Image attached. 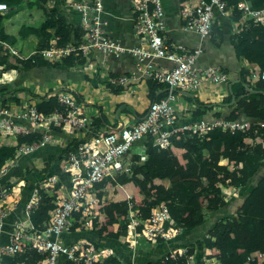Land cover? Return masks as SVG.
I'll return each instance as SVG.
<instances>
[{
  "label": "built area",
  "instance_id": "obj_1",
  "mask_svg": "<svg viewBox=\"0 0 264 264\" xmlns=\"http://www.w3.org/2000/svg\"><path fill=\"white\" fill-rule=\"evenodd\" d=\"M129 2L133 14V31L142 41L138 46H125L118 38L111 36L106 29L107 21L102 15V0H65L64 4L75 9L80 16L73 31L74 39L62 46L50 45L39 54L58 59L71 51L86 54L92 49H97L104 55L113 57L128 52L135 58L136 69L130 76L121 75L117 82L124 84L127 80L135 78V72H138L164 84L166 94L150 100L145 113L136 120L122 122L100 132L93 131L92 120L80 109L77 100L68 93L57 94L58 102L64 105V113L53 112L44 115L34 104L18 108L0 104L1 133L25 134L30 131L26 123L45 129L55 123L67 132H81L82 135L69 145L60 164L61 176L50 174L35 183L37 186L33 187L24 203L23 218L11 223L7 241L0 243V253L13 255L22 253L27 248H34L38 252H46L42 264H60L59 256L73 264H94L109 254H115L110 248L96 246L94 242L85 239L66 242L62 237L71 231L75 221L78 223L76 228L92 226L102 202L95 190L96 183L105 177L114 179L116 174L128 172L133 154L139 155V162L143 161L146 158L145 142L149 136L155 146L166 148L171 146V136L178 137L185 131L202 137L213 127L234 131L244 130L249 126V121L240 119L230 120L214 116L183 117L176 104V91H193L204 83L219 84L229 79L228 73L219 65L199 67L196 64L203 50L202 41L209 35L215 14L227 15L226 0H181L178 12L182 28L195 32L199 37L197 46L181 51L173 50L172 45L168 47L164 44L166 15L161 0ZM236 8L240 21L252 20L264 24V6L254 7L244 0H239ZM6 9V4L0 2V11ZM7 48L13 55L24 58L15 48L9 45ZM161 60L170 64H163ZM5 75L6 71L0 68V80H3ZM252 76L264 79V72L255 70ZM258 123L264 125V121ZM48 140V133L43 131L39 139L19 144L14 157L0 168V176L5 175L8 167L15 166L21 156L38 150ZM133 145L141 147L135 149ZM58 181L60 184L56 186ZM233 188L232 195L238 196L237 187ZM39 189L54 194V205L49 211L44 227L40 229L35 228L29 219L30 212L41 198ZM128 204L130 205V202ZM74 213H78L77 218ZM7 215L8 210L0 204V233L4 231ZM129 220L126 225L127 241L134 252L154 247L158 239L173 240L183 232V228L176 225L163 202L152 206L145 219L141 220L138 213L136 218ZM138 224H141L140 229L136 228ZM188 247H171L162 254V258L176 260L182 257L184 262L181 264H195L197 258L193 252H188ZM253 260H264V251L247 256V261Z\"/></svg>",
  "mask_w": 264,
  "mask_h": 264
},
{
  "label": "trees",
  "instance_id": "obj_2",
  "mask_svg": "<svg viewBox=\"0 0 264 264\" xmlns=\"http://www.w3.org/2000/svg\"><path fill=\"white\" fill-rule=\"evenodd\" d=\"M47 0H0L7 6L6 10L0 11V42L15 45L24 58L16 56L17 61L25 66L35 65L36 53L50 46L51 39L55 45H65L75 29L74 24L68 21L58 10L46 11L42 4ZM226 9H230L233 14L237 13V0H226ZM41 7L43 20L37 25L20 24L13 31L6 28L4 22L16 11L23 7ZM73 9V8H72ZM75 10V9H74ZM76 11V10H75ZM32 35L34 40H28ZM208 37L210 41H216L221 36L218 35V28L212 23ZM229 42L233 47L234 54L240 67L236 75H232L224 82L228 94L222 99L229 102L234 95V102L224 104L227 108L226 115L221 111L214 112V117H224L226 119H247L249 126L244 130L230 131L221 127H213L205 135L199 137L198 134L190 131L182 132L178 137L171 136V146L158 148L152 143L149 136L145 142L146 158L139 162V155H132V163L128 172L118 173L116 180L105 177L96 183V187L101 188L105 183L124 184L132 182L137 186L141 194V203L132 205L139 211L141 220L145 219L150 212V208L155 204L163 202L177 226L183 230L191 229L204 220V214L216 211L222 206L232 207V211L223 215L217 224L212 225L209 234L207 232L199 235L195 240H185L188 252L192 251L194 241H199L202 247H214L215 261L211 264H264V260L247 261V256L257 251H264V236L260 232L259 219L264 218V79L252 76L250 62L253 61L258 71L264 72V25L247 20L243 26L229 37ZM34 51L30 53V49ZM245 47H251L252 53H244ZM85 56L81 53L70 52L63 57L65 64L71 66L74 63H83ZM1 68H8L9 65L0 60ZM223 71H227L220 66ZM238 79L232 81L233 79ZM157 81L147 79L148 95L151 99H158L166 94V87ZM20 91L29 92L26 87H0V104L9 106L11 102L20 100L17 93ZM48 96H37L34 105L38 111L44 115L53 112H65L64 105L57 100V93L50 89ZM195 101H197L195 99ZM198 106L204 103L198 102ZM213 107V106H212ZM196 107L192 115H198ZM212 116V117H213ZM97 117L93 125H101V119ZM190 118H193L191 116ZM98 123V124H97ZM92 125V122H91ZM92 127V126H91ZM51 131L62 132L59 125H51ZM95 128V129H96ZM42 135V129L36 128L25 134H14L13 141L2 142L0 132V168L7 160L14 157L16 147L21 143H30L37 140ZM173 147H182V161L173 152ZM67 151L64 149V154ZM221 159H226L227 164L219 163ZM262 167L263 172L256 180L255 184L246 193L243 188L248 179ZM168 180L164 185L162 180ZM224 183L231 187H237L240 197L225 199L223 193L218 190V184ZM41 198L37 206L30 212L29 219L35 228L44 227V223L49 217V211L53 207L54 194L44 189H39ZM102 193L98 190V196ZM171 196L165 199V194ZM123 207L128 210V202H124ZM230 208V207H229ZM78 217V213H74ZM127 219L120 222V230H107L102 226L95 230L96 235H104L112 238L119 237L125 232ZM78 223L75 221L71 227L74 229ZM93 225H96L94 220ZM141 224L137 225L140 229ZM229 233V236L226 235ZM183 234V232L181 233ZM180 235V234H179ZM178 235V236H179ZM178 236L173 240H178ZM178 238V239H177ZM188 238V237H187ZM161 241V239H158ZM182 240V239H181ZM163 241V240H162ZM176 246V245H175ZM46 257V252H38L34 248H27L22 253L13 255L0 253V264H42ZM181 264L182 257L174 259H164L159 256L147 261L145 264ZM198 260L195 264H199ZM60 264H73L69 260H63ZM94 264H127L121 262L116 256H107Z\"/></svg>",
  "mask_w": 264,
  "mask_h": 264
},
{
  "label": "crops",
  "instance_id": "obj_3",
  "mask_svg": "<svg viewBox=\"0 0 264 264\" xmlns=\"http://www.w3.org/2000/svg\"><path fill=\"white\" fill-rule=\"evenodd\" d=\"M64 1L65 0H47L42 4V6L48 12L51 10H58V12L62 14L68 21L74 24L76 28L79 23L80 16L77 11L65 5ZM244 1L254 7L264 6V0ZM180 2L181 0H161L166 15V30L163 32L165 37L164 44L168 47H171L172 45V49L176 51L193 48L199 43V37L195 32L182 28V20L180 19L178 12ZM102 3V15L107 21L106 29L109 31L111 36L118 38V40L125 46H138L140 43H142L139 36L136 35L133 31V14L131 12L129 0H102ZM26 8L28 10H39L40 12L37 13L38 18H40L39 23L43 20L44 15L41 7H38L40 9L29 7ZM236 10L237 13L233 14L230 9H226V16L220 15L219 13L215 14L213 23H215V26H217L218 35L221 37L217 38L216 40L219 41V43L210 41V38L208 36L202 41L203 50L196 61V64L199 67L219 65L227 69L229 77L237 74V71L240 67V61L237 60L234 54L233 47L229 42V37L231 34L239 31V29L247 20L240 21L238 18L239 11L237 8ZM26 14L30 15L29 19L32 18L31 16H36L35 11H28V13ZM8 19L4 22V24L10 31H13V29L20 25H11V23L8 24ZM254 23L264 25L261 22ZM21 24L37 25L30 22ZM27 39L34 40V37L30 35L27 37ZM72 39H74L73 32L68 42H71ZM7 45L15 48L18 51V48L15 45L1 42L0 60L7 63L9 67L2 68V70L6 71V75L4 76L3 80H0V87H26L30 90L29 92H18L17 96H19L20 100L17 101V103L15 101L11 102V107L18 108L26 104H34L37 96L50 95V89H52L53 92H56L57 94L68 93L72 95L75 100H77L80 109L92 120L91 126L93 131L100 132L119 125L122 122H132L136 120L138 117L142 116L145 113L149 101L152 100L148 95L147 79L149 78H147L145 75L135 72V78L127 80L124 84H120L117 82V78H119L121 75L130 76L131 72L136 69L135 58L128 52H124L117 57H113L110 55H104L97 49H92L88 53L82 54L85 56V60L83 63H74L71 66L65 64L63 61V57H65L69 53L61 56L58 59H52L36 53L35 65L32 67H28L17 61L16 56L9 51ZM50 45H55L54 39H51ZM33 51L34 47H32L29 52L32 53ZM242 52L252 53L253 49L251 47H245ZM75 54H77V52H75ZM22 55L24 56L26 54ZM39 58L43 59L40 60ZM160 62L166 65L170 64L165 60H161ZM250 66L252 72L258 70L255 62L251 61ZM204 85L213 86H202V89L200 88L194 90L195 92L183 90L176 91V104L177 107L181 109V115L183 117L190 118L191 116H193V118H208L213 116L214 112L217 110L223 112V115H226L228 110L227 108H225L224 104L214 105L213 107L208 106V104L216 101L223 102L222 99L228 94L226 85L224 83L220 84L223 87L215 86L218 84L214 83H207ZM57 86H59V88H57ZM156 86L160 87L161 85L160 83H157ZM100 87H104L103 91H108L105 92V94L112 101L111 104L104 103L103 101H92V98L89 97L90 89H96L99 91ZM92 93L93 95L95 94V92ZM136 98L138 99V101L136 100ZM195 99L198 102L204 103V105L198 106V103L197 101H195ZM113 107H115L114 119L110 118V111H112ZM196 107H199V113L197 116H194L192 115V111L196 109ZM101 115H103L104 118L101 119V125L97 126L96 128L93 125V122L97 117H101ZM52 124H50V126L45 129L42 126H33L30 123H26L30 130L41 128L42 132L46 131L49 135V140L43 147L38 149L40 151L43 148V151L41 150L39 152L38 150H35L31 153L32 155L28 154L25 156H21L16 166L0 178V204H2L8 210L4 231L0 233V243H4L7 241V235L10 230L11 223L19 218H23L24 203L29 197L33 187L37 186L35 185V183L39 179L46 178L50 174H57L60 177V164L66 156V153L64 154V149H66V147L68 149L69 145L73 143L74 140L82 136L81 132H67L63 130L59 124L55 123L53 125H59L62 132H53L50 128ZM5 135L7 134L2 133V142L9 143L13 141V137L12 139L5 141ZM47 144H49V146H47ZM59 144L61 146V149L56 151L55 148ZM172 149L174 152V149H179V147H173ZM35 152L39 153L33 154ZM61 157L63 158L61 161H59ZM219 163L227 164V160L221 159ZM19 166L21 167V170H19V172H16L19 169ZM115 178L113 180H116ZM59 181L56 183V186L60 184ZM108 184L112 183L107 182L101 188H98L95 185L97 194L98 190L102 191L101 195L98 196L102 200V202L98 207L97 217H95L92 221V226L85 228L75 227L70 232L65 233L62 237L64 241H66L65 238H68L70 233H72L73 231H80L82 232L83 237L76 238L75 240L85 239L94 242L96 246L108 247L115 254H109L107 256H116L121 262L127 264H135L138 255L147 253L151 250H155L162 243L167 244L166 249L162 250L159 255L144 260L143 264H145L149 260L162 256V254L169 248L181 244L179 243L181 239L190 241L195 240L204 232L208 231L207 234H209L212 228L211 226L217 224V222L220 220V218L217 217L218 212L221 210H226V206H222L216 211L205 213L203 222L197 225L200 226L199 230L197 229L194 231L192 228L185 229L183 230V234H180L178 236L179 239L177 238L178 240L176 241L158 240L157 244L154 247L147 250H138L134 252L127 241L126 227L124 234L120 235L119 237L112 238L104 235L107 230L116 231L121 229L120 223H114V220L109 221L100 216L106 214L105 212H101V209L104 206L107 207V205L110 204V206H112L113 204L117 203L116 200H106V191L109 189ZM114 184L119 185L121 188H123V184ZM217 187L218 190L223 193L224 197L228 194L230 195V197H225V199L230 200L232 198H238L241 196L240 194H238V196H233L232 194L234 188L224 183H219ZM122 190L124 192L125 201L133 203L132 197L134 196V194L132 192L130 193L125 188ZM128 196L130 198H128ZM170 196L171 195L167 193L166 198H169ZM230 209H232L231 206ZM138 213V209L132 208V206L128 204V210L125 213L127 223L130 221L129 218H136ZM94 220H96L95 226L93 225ZM111 224L117 225H113V227H111ZM102 226H106V231L100 236L96 235L95 230ZM259 227L261 234L264 236V218L259 219ZM226 235L229 236V233H226ZM109 239H111L112 241L114 240L115 243L109 244ZM208 248L210 247H202L199 241H194L191 252L194 253L198 262H200L199 264H211L215 261L214 254L216 250H210ZM63 260L64 258L59 256V262L61 263L63 262Z\"/></svg>",
  "mask_w": 264,
  "mask_h": 264
},
{
  "label": "rangeland",
  "instance_id": "obj_4",
  "mask_svg": "<svg viewBox=\"0 0 264 264\" xmlns=\"http://www.w3.org/2000/svg\"><path fill=\"white\" fill-rule=\"evenodd\" d=\"M35 8L40 9L38 7H35ZM28 11L29 12L35 11L36 12V16L35 17L31 16L32 18L29 19L30 15L26 14V13H28ZM38 12H40V11L39 10L36 11L35 9L34 10H28L26 7H24V8L19 9L15 13H13L11 15V17H9L7 22H8V24L11 23V25H18V24H21V23H28V22H30L32 24H38L39 20H40V18H38V14H37ZM0 47H1V42H0ZM39 59L42 60L43 58H39ZM89 83H87V84H89ZM204 84H207V83H204ZM204 84L202 86H208V87L213 86V85H204ZM220 84L221 83H219L218 85H215V86L223 87ZM202 86L200 87L201 89H202ZM57 88H59V86H57ZM203 88H205V87H203ZM103 90H104V87H100L99 91L96 90V89H90L89 90V97L92 98L91 99L92 101H103L104 103L111 104L112 101L105 94V92H108V91L107 90L103 91ZM58 91H60V90H58ZM92 92H95V94L93 95ZM193 92H195V91L193 90ZM136 100L138 101L137 98H136ZM143 104H144V102H143ZM114 112H115V107H113L112 111H110V118H112V119H114V116H115ZM4 134H7L4 137L5 141L6 140H10L13 137V134H11V133H4ZM49 144H47V146H49ZM140 147H141L140 145H133V148H135V149L136 148H140ZM60 149H61V146L59 144V145L56 146L55 150L57 151V150H60ZM182 150H183V148L174 149V153L179 157L180 160H182V158L180 156ZM39 152H35L33 154H37ZM62 158L63 157H61L59 159V161H61ZM15 166H13V167H15ZM13 167L12 166L8 167V170H7V172L5 174H7L9 170L13 169ZM19 170H21L20 166H19V169L16 172H19ZM262 172H263V169H262V167H260L248 179L247 183L244 186L245 188H243V193H246L248 190H250V188L255 184L256 180L260 177ZM0 178H1V176H0ZM162 182L164 183V185L168 184V180H166V179L162 180ZM108 188L109 189L106 191V196H107L106 200L107 199H108V201L116 200L117 203L113 204L112 206H110L111 204L107 205V207L104 206L101 209V212H105L106 214H103V215H100V216L102 218H105L106 220H109V221L114 220V223L119 224L121 222V220H123V218H125V210H126V208L123 207L124 202H126V201L124 199V192H123L122 189L125 188L127 191H129L130 193L132 192L134 194V196L132 197L133 203L132 202L130 203L131 206L141 203V194L139 193V191H137V186H135L132 182H126L125 184H123V188H121L119 185H116V184H108ZM117 193H118V195H117ZM238 193L240 194L239 191H238ZM166 196H167V193L165 194V199H167ZM229 207H230L229 204H226V210L219 211L217 217L221 218V216H223L225 214H228L230 211H232V209H230ZM106 208L108 210H111V211H108ZM117 224H111V227H113V225H117ZM199 228H200V226H195L192 229L195 231L197 229L199 230ZM80 237H83L82 232L73 231L72 233L69 234L68 238H65V239H66V241L70 242V241L75 240L76 238H80ZM108 241H109L108 242L109 244L115 243V241L114 240L112 241L111 239H109ZM184 242H185V239H182L181 241H179V243H184ZM166 247H167V244L166 243H162V244H160L157 247V249L151 250V251H148L147 253H142V254L138 255L137 258H136V263L135 264H143L144 260L150 259V258H153V257L159 255L162 250L166 249Z\"/></svg>",
  "mask_w": 264,
  "mask_h": 264
},
{
  "label": "water",
  "instance_id": "obj_5",
  "mask_svg": "<svg viewBox=\"0 0 264 264\" xmlns=\"http://www.w3.org/2000/svg\"><path fill=\"white\" fill-rule=\"evenodd\" d=\"M235 80H238V79L236 78V79H233L232 81H235ZM234 99H235V97H234V95H232L231 100L229 102L223 103L221 101H216V102L208 104V106L221 105V104H231L234 102Z\"/></svg>",
  "mask_w": 264,
  "mask_h": 264
},
{
  "label": "bare ground",
  "instance_id": "obj_6",
  "mask_svg": "<svg viewBox=\"0 0 264 264\" xmlns=\"http://www.w3.org/2000/svg\"><path fill=\"white\" fill-rule=\"evenodd\" d=\"M227 72V71H226ZM230 80V79H229ZM166 87V86H165ZM34 226V225H33Z\"/></svg>",
  "mask_w": 264,
  "mask_h": 264
}]
</instances>
